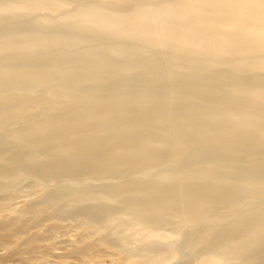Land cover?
Returning a JSON list of instances; mask_svg holds the SVG:
<instances>
[{"label": "bare ground", "instance_id": "obj_1", "mask_svg": "<svg viewBox=\"0 0 264 264\" xmlns=\"http://www.w3.org/2000/svg\"><path fill=\"white\" fill-rule=\"evenodd\" d=\"M261 3L264 0H0V22L10 20L0 28V86L5 92L21 91V98L13 93L0 97V105L7 106L0 113V128L31 113L36 119L52 112L30 123L21 135L23 145L38 148L27 151L24 163L17 164L16 156L5 161L0 179L14 170L49 180L59 172L70 178H123L97 194L86 189L74 195L72 203L104 204L81 209L88 224L110 229L123 217L136 223L122 231L166 240L177 232L164 227L181 219L185 225L207 228L196 243H204L207 252L195 264H264V210L243 221L239 209L242 203L264 202V8L245 7ZM178 4L236 7L216 9L202 20H165L153 11ZM28 13L34 15L29 25L21 18H5ZM241 22L249 30H242ZM17 25L28 27L17 33ZM97 36L123 41L91 45ZM17 58L34 62H11ZM135 77L153 85L135 95L125 92L124 83L136 82ZM178 77L174 86L156 83ZM86 83L93 85L84 87ZM51 86L49 96L32 93ZM81 90L89 95H78ZM60 110L67 112L56 113ZM232 168L234 174L226 172ZM157 169L169 178L125 179ZM112 202L115 207L108 206ZM22 218L0 217V245L20 232ZM224 219L230 221L221 225ZM39 237L33 234L23 245L35 247ZM102 239L97 242L106 244ZM177 251H149L139 264L170 261Z\"/></svg>", "mask_w": 264, "mask_h": 264}, {"label": "rangeland", "instance_id": "obj_2", "mask_svg": "<svg viewBox=\"0 0 264 264\" xmlns=\"http://www.w3.org/2000/svg\"><path fill=\"white\" fill-rule=\"evenodd\" d=\"M125 4L126 8L130 7V4L128 2ZM16 15L17 14H7L5 15V18L7 17L6 19L13 20L21 18L23 19V21H25V24L27 23V25H29L31 18L34 16L32 13H28L27 15L23 16ZM9 22L10 20L0 22V28L6 27L10 24ZM27 27L28 26L17 25V27L15 26L16 29L14 28V30L17 33H20ZM103 31H105V29H102V32H99V34H103ZM102 39L103 38H101L100 36H97L96 38L91 39L92 42L90 41V44L95 45L97 43L103 42L114 43L123 41V39ZM81 48L82 47L78 49ZM144 50L145 52H148V49ZM154 53L155 52H153V54ZM68 55L69 54H66V56ZM14 61L11 62L15 64L22 63L23 65H26L28 64V62L32 64V62H34V59L28 58L27 60V58H17ZM158 76L160 78L166 77V75L164 74H160ZM120 78H122V76L115 77L114 79L102 80L97 85H108ZM124 78L127 77H123V79ZM135 80L137 81L124 83L123 87L128 88L124 90L125 92L135 95V93H140L143 89H146L149 86L153 85L148 80H141L137 77H135ZM180 80L181 79L178 77L172 79L171 81L162 79V81L156 83H163L167 86H174L176 85V82H179ZM76 81H78V79L56 80V82L59 83H73ZM216 84H218V82ZM92 85V83H86L83 86L89 87ZM52 88H54V86H51L49 89L39 87L33 89L32 93L34 96H49L47 92H49V90L53 92ZM109 88L111 87H103L101 89L108 90ZM113 88L114 90L112 91H118L117 87ZM4 89V87L0 86V97L3 94L5 95L13 93L18 98H21L20 90L16 89L14 90V92H5ZM92 91L93 90H91L90 92ZM66 92L70 93V91ZM57 93L62 94L63 92ZM77 94L89 95V93L84 90H81V92ZM52 98L53 97H51L49 100H52ZM62 98L64 97L62 96ZM62 98L60 97L61 100H63ZM175 98L176 97H171L172 101H175ZM60 99H58V101H60ZM67 100H74V98H64V101ZM49 105L50 103L48 102L44 103L43 108H46ZM87 106L89 105H83L82 107ZM6 109L7 106L0 105V113L4 112ZM66 112L67 111L60 110L56 113L64 114ZM51 113L52 112H46L43 114V116L36 119H34L33 117L34 114L31 113L24 120L15 121V123H10L0 128V162H3L0 164V166L5 164V161L8 162V159H11L10 157L12 156H16L15 158L18 160L16 162L17 164L25 162V155H27V151L32 147L38 148V146L32 145L26 147V145H23L25 143V137L21 135L29 129L28 126L30 123L37 121L44 116L50 115ZM207 166L210 168L213 167L212 165ZM17 171L18 170L11 171L8 177L0 179V217H17L18 215H23V218L21 219V224H23L18 225L21 229L18 234L15 233L14 235L10 236L8 240L4 239L3 244L0 245V264H139L142 259L141 256L144 257L148 254L149 251H153L154 253L158 254H168L172 250H174L175 247L178 249L175 257H173L170 261L161 264H195V262H197V260H199L207 252V248L205 247L204 243L196 244L198 243L197 237L203 233L202 229H205L206 227H199L197 225L194 226L193 224L185 225L183 221L180 222L181 219L174 220L173 223L164 227L165 230L169 229L168 231L177 232L174 233L175 236L170 237L166 240L157 238H151L147 240L143 239L140 235L134 236L129 232L126 233L122 231L124 230L125 225L136 223L134 220H128L123 217L115 219V222L118 223V226L116 227L111 225V230L108 228L97 229V224L92 222L88 224V221L84 219L83 216H81V209L84 206L98 205V207H100L104 204L97 202V200H86L84 201L85 203H72L74 195L79 194L86 189L91 190L92 192H95L97 194L103 191V189L112 186L116 182H122L123 178L110 179L108 177L97 178L94 176L80 178L78 175L70 178L66 176L65 173L59 172L57 178H55L54 180H49V178H42L37 174L20 175V173ZM164 172L165 170L163 171L161 169H157L149 175L143 172H137L133 173L131 176L125 179H157L158 177H163L165 179L169 178V174ZM226 172L229 174H234V168L227 169ZM98 182L100 184H98ZM93 185L95 186L93 187ZM96 185L100 187H97ZM115 204L116 203L112 202L108 206L112 205L115 207ZM239 209L241 210V212H243L244 215L240 219H242L243 221L248 219L250 220V218H252V214V216H254V214L256 215L261 210H264V202H252L248 205H244V203H242L241 205H239ZM55 215H64V217L56 219L54 218ZM247 215L248 218H246ZM229 221V219H224L221 225L227 224L229 223ZM205 224L206 223H204L203 225ZM221 225L212 229V232L208 234L207 239L218 233ZM33 234H39L40 240L38 239L32 244V246L35 247L26 248L23 245V241ZM106 234L108 236H106ZM102 237L104 240H107L106 244H99L97 242V239ZM82 248H84L85 250L80 251L82 250ZM147 248H149V250ZM226 264H232V261H227Z\"/></svg>", "mask_w": 264, "mask_h": 264}, {"label": "clouds", "instance_id": "obj_3", "mask_svg": "<svg viewBox=\"0 0 264 264\" xmlns=\"http://www.w3.org/2000/svg\"><path fill=\"white\" fill-rule=\"evenodd\" d=\"M236 7L231 4H178V5H165L160 8L154 9V13L165 20H188L195 16L198 20L210 18L215 14L216 9H224L226 11ZM249 9L264 8V3L259 5H247ZM240 27L242 30H249L247 26L241 22Z\"/></svg>", "mask_w": 264, "mask_h": 264}]
</instances>
